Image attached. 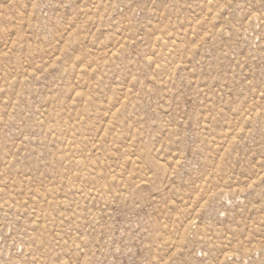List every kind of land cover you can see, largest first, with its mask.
I'll list each match as a JSON object with an SVG mask.
<instances>
[{
  "label": "rangeland",
  "instance_id": "obj_1",
  "mask_svg": "<svg viewBox=\"0 0 264 264\" xmlns=\"http://www.w3.org/2000/svg\"><path fill=\"white\" fill-rule=\"evenodd\" d=\"M0 264H264V0H0Z\"/></svg>",
  "mask_w": 264,
  "mask_h": 264
}]
</instances>
